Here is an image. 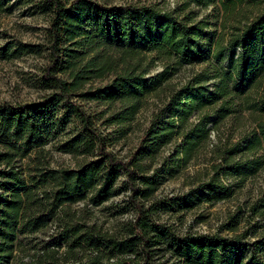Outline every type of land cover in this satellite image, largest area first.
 <instances>
[{
	"label": "trees",
	"instance_id": "trees-1",
	"mask_svg": "<svg viewBox=\"0 0 264 264\" xmlns=\"http://www.w3.org/2000/svg\"><path fill=\"white\" fill-rule=\"evenodd\" d=\"M7 1L0 0V11ZM219 1L222 27L226 28L245 0ZM41 3L51 11L50 61L41 77L56 91L36 102L0 103V264H13L15 252L26 251L23 246L29 235L56 221L58 212L68 217L71 203L86 199V204L97 206L127 189V204L134 206L136 214L127 223L126 236L104 234L94 225L69 219L57 224L56 234L66 246L65 264H264V234L253 240L247 239L245 232L232 236L178 234L155 219L153 211L161 207V201L144 205L164 177L186 167L208 141L211 117L206 109H215L218 120L223 119L236 106L233 97L264 75V11L241 27L234 26L236 32L224 42L216 30H208L207 18H198L195 11L188 10L192 3L207 4L208 0H182L173 10L156 4L109 5L97 0ZM179 12L185 14L180 17ZM21 45L24 52L32 51L29 45ZM150 53L170 64L146 76L145 60ZM198 63L206 66L184 84L166 86L183 65ZM92 79L107 81L83 90ZM165 89V98L153 111L136 155L129 160L107 149L94 117L72 97L78 93L81 98L105 103L108 110L115 106L104 121L121 124L134 119L148 95ZM57 106L63 109L61 120L73 116L80 126L59 149L72 155L95 153L97 157L73 168L49 166L43 147L56 126V120L51 119ZM245 108L264 113V95L247 101ZM193 114H199L194 123L189 120ZM242 142L224 151L223 164L215 166L208 180L167 198L165 207L182 209L194 197H230L237 184L228 185L225 178L242 182L264 165V154L232 159L242 152H264V124L258 123ZM168 144H173L171 154L147 173L140 161L154 157ZM121 176L123 182L118 184ZM251 210L264 214V196ZM46 243L40 248L45 253L34 262L20 260L17 264H57L58 252L47 249ZM162 244V252L166 251L163 260L155 262L159 258L153 251ZM80 250L90 252L84 258L78 256Z\"/></svg>",
	"mask_w": 264,
	"mask_h": 264
},
{
	"label": "rangeland",
	"instance_id": "rangeland-1",
	"mask_svg": "<svg viewBox=\"0 0 264 264\" xmlns=\"http://www.w3.org/2000/svg\"><path fill=\"white\" fill-rule=\"evenodd\" d=\"M109 5L136 4L149 5L156 4L163 10H173L176 6L182 5V0H97ZM219 0H208L207 4L196 5L192 3L188 10H193L198 14V18H207L211 27L208 30H216L217 35L225 42L231 37L232 32H236L234 26L241 27L245 22H249L264 11V0H245L239 7L238 15L235 13L226 23V28L222 27L223 16L220 9ZM186 12V11H185ZM185 12H179L182 17ZM51 11L42 5L41 0H8L0 11V103L10 102L29 103L36 102L56 91L55 86L42 79L44 67L50 61L48 31ZM233 25V27L231 26ZM21 44L31 47V52L26 53ZM146 76L163 71L170 62L163 61L156 57L155 53L148 54L145 60ZM206 66L205 63L185 64L179 68L169 79L166 86L178 87L184 84L197 72ZM63 78L66 75L62 76ZM107 79H92L86 83L83 90L97 87L104 84ZM212 84V83H210ZM167 94V89L159 91L158 94H150L146 97L143 108L136 114L134 119L127 123L107 124L104 120L114 109H107L105 103L95 100L81 98L78 93H74L73 100L81 106L95 119L97 128L105 137L106 147L114 155L124 160H129L136 155L138 146L142 141L143 134L150 124L153 111L159 106ZM264 95V75H258L249 88L243 93L234 96L232 103L234 110L226 117L218 120L215 109L208 108L207 112L210 121L207 123L209 129L208 141L199 150L196 156L184 168H177L174 176H165L152 199L145 202L149 206L151 202L161 201V207L153 211V215L158 222L164 223L178 234L189 233H218L223 236H232L242 232L246 233V238L253 240L255 237L264 234V214H254L251 207L259 198L264 196V165L254 175L246 178L242 182L234 178H225L228 185L237 184L233 187L230 197L221 200H198L194 197L182 209L169 208L163 204L167 198L186 193L191 188L196 187L201 181L208 180L215 171V166L222 165L224 151L234 144H243L245 136L257 128L258 123L264 124V113L246 109L247 101H253ZM105 110L104 114L101 113ZM63 109L57 106L51 121L56 120V126L50 130L49 141L44 145L46 159L50 167L73 168L78 164L89 161L97 157V154L76 155L63 152L59 149L60 144L72 137L80 130L79 121L73 116L71 119L61 120ZM199 114H193L189 119L192 123L197 122ZM173 144L163 146L154 157L144 158L140 163L147 173H151L154 168L167 158L171 153ZM263 151L255 153L242 152L233 156V160L262 156ZM223 177V176H222ZM123 182V176L118 179V184ZM129 190L121 191L108 201L94 206L86 204V199L70 204L69 216L58 212L56 221L46 228L29 235L25 240L26 251L21 249L15 252L13 264L20 260L34 262L45 250L40 249L42 245H49L47 249H55L59 261L57 264H65L64 252L66 246L60 243L57 236V224L64 223L69 219L72 223L81 222L86 225H94L104 234L117 237L127 235V223L133 220L136 214L134 206L127 204ZM232 216H234L232 218ZM234 226V229H230ZM51 235H54L52 238ZM56 235V236H55ZM52 238V239H51ZM27 242H29L27 244ZM165 245H157L153 251L155 262L163 260L161 248ZM154 248V247H153ZM78 250V249H77ZM90 250H80L78 256L86 257ZM114 260V259H112ZM70 263L67 261V264Z\"/></svg>",
	"mask_w": 264,
	"mask_h": 264
},
{
	"label": "built area",
	"instance_id": "built-area-1",
	"mask_svg": "<svg viewBox=\"0 0 264 264\" xmlns=\"http://www.w3.org/2000/svg\"><path fill=\"white\" fill-rule=\"evenodd\" d=\"M170 3H171V5H173L174 4V0H168ZM212 118V117H211Z\"/></svg>",
	"mask_w": 264,
	"mask_h": 264
}]
</instances>
